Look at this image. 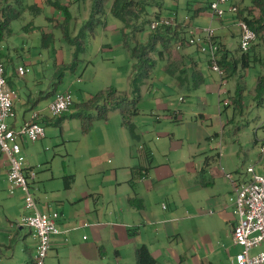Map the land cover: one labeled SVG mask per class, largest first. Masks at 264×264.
<instances>
[{
	"label": "rangeland",
	"instance_id": "obj_1",
	"mask_svg": "<svg viewBox=\"0 0 264 264\" xmlns=\"http://www.w3.org/2000/svg\"><path fill=\"white\" fill-rule=\"evenodd\" d=\"M60 1L66 5V13L63 9L48 4L49 0H25L27 4L21 18L12 20L9 30L2 32L0 53L6 59L8 70L15 71L12 84L19 95L14 105L17 118L23 114L22 110L26 105L19 101L21 98L25 101L31 95L32 105L36 103L37 109L44 110V114L49 116L46 107L52 98V95L48 94L52 88L56 91L68 90L72 94L73 104L60 120L59 116L42 122L45 137L35 142H30L24 136L18 139L21 155L26 164L38 175L40 188H45L48 194L58 196L61 202L64 201L67 206L69 204L71 206L72 201L83 191L87 192L86 190L102 191L105 197L109 196L110 189L106 184L110 179L108 176L110 165H113L110 151L115 149L116 157L122 160L119 163H125L132 152L131 146L129 148L127 145L135 140L122 125L121 114L117 109L110 111L106 120L94 118L89 129L84 130L81 119L75 115L79 110L78 104L110 86L127 92L133 60L124 47L123 39L126 38L130 43H146L149 33L148 30L133 32L130 28H123L122 22L109 11L108 6L104 14L92 16L96 0ZM161 1L163 17H175L178 22L184 21L188 28L208 26L210 23L207 9L210 0ZM10 2L13 3V0ZM111 2L112 0H108V5ZM235 3L244 12L253 8L250 0H235ZM27 5H36L40 12L26 8ZM200 11L201 14H198ZM253 11L255 12L254 8ZM154 13H157L155 6L151 8L148 18H152ZM228 15L230 14L222 17L226 27L219 33L228 49L235 51L238 49L239 18L234 14V18L230 20ZM64 19L66 23L61 25ZM91 22L94 24L93 27ZM210 26L212 28L220 26V22L214 19ZM47 33L53 34V40L44 46L42 37ZM123 33L126 34L123 36ZM183 36L186 37V31ZM156 46L161 49L160 44ZM176 46L173 43L167 51L169 59L176 61L175 67L181 64L176 56L177 51L183 52L186 47L190 49L191 46L195 47L187 46L186 42L179 48ZM252 46L261 57L264 56V47L257 44V39ZM195 56L198 71L204 81L194 86L191 80L188 82L189 86L181 89L172 87L175 80H171L163 69L166 59L157 60L153 91L151 88L148 91L147 86L142 87L138 104L139 113L136 114L138 118L133 116L135 124H138L141 130L151 129L150 125L157 122L154 120L155 115H147L150 114L151 107L154 114L161 115L158 121L161 123L167 121L163 116L165 112L173 115L174 110H179V116L184 118L188 117L191 109L192 116L204 113L211 132L218 133L221 139V149L216 146L207 152L210 154L216 150H223L224 153L222 162L221 158L220 161L216 158L211 165H229L230 167L225 166L228 170L238 168L241 172H245L249 165L258 169L259 165H264V158L259 152V146L264 140V101L260 105L256 104L254 86L257 76L264 73L263 65L257 62L258 65L245 70L238 66L231 77L222 79L218 72L212 70L205 53L195 52ZM19 65L29 68L23 76L17 75L16 69ZM71 65L74 67L71 68ZM238 83L242 92L240 103L236 104L234 96ZM159 100L167 103L172 112H164L162 107H157L156 103ZM91 112L95 115V111ZM12 119L8 118L7 123ZM171 125L174 128L173 123ZM172 156L175 154H171L170 158ZM132 158L134 160H129L132 165L142 164V157L132 155ZM174 160L177 161V156ZM70 175L73 182L71 187L66 189L64 177ZM86 199L89 205L93 203L90 196ZM3 204L5 206V203ZM104 204L106 205L107 201L101 196L96 205L100 212ZM84 205L85 202H82L81 207H85ZM0 218V264H25V255L29 250L27 249L25 253L19 239L26 234V242L29 249L31 248L33 237L28 234L29 228L23 226L22 230H18L15 226L11 227L7 221L4 222V213L1 209ZM10 218L15 220V217ZM17 243L20 244L16 245ZM104 244L108 248V242L105 241ZM262 247L264 243L255 249ZM108 251L109 264H114L110 246ZM123 252L128 255L127 249ZM58 260L61 264H68L62 256L57 259L55 249L52 248L48 250L44 264H58ZM106 260L107 258L101 264H107ZM74 261L75 258L72 259V262Z\"/></svg>",
	"mask_w": 264,
	"mask_h": 264
},
{
	"label": "crops",
	"instance_id": "obj_2",
	"mask_svg": "<svg viewBox=\"0 0 264 264\" xmlns=\"http://www.w3.org/2000/svg\"><path fill=\"white\" fill-rule=\"evenodd\" d=\"M208 14L210 25L218 18H211L209 9ZM228 18L231 20L234 17L230 14ZM218 21L220 26L211 28L214 29L215 38L223 42L219 32L226 27L225 21L223 19ZM183 52L178 51L177 58L186 62V65H193L196 71L190 72V66L182 67L189 71L188 82L196 73L200 83H203L195 56V52L200 51L191 46V49L186 47ZM0 57L5 66L8 84L16 91L12 84L15 71L8 70L6 59L1 53ZM176 81L172 83L173 88L181 89L189 86L186 82L180 87ZM150 88L153 91V84ZM18 97L16 92L13 110ZM19 101H23L22 104L26 105L23 107L25 109L22 110L23 114L17 118L14 112L12 121L8 123L14 130H18L23 122L29 120L33 111L40 110L37 109L36 103L32 105L31 95L25 101L22 98ZM156 106L162 107L164 112H172L164 101L159 100ZM151 109L150 114L147 115H155L154 120L157 122L150 125V130L144 128L141 130L134 121L137 115L132 117L135 133L139 138L128 143L127 146L129 148L131 146L132 152L127 162L119 163L122 160L116 157L115 149L110 151L113 165H110L108 175L110 179L106 184L110 189L109 196L105 197L102 191L86 190L87 192L83 191L76 200L72 201L73 205L67 206L64 201L61 202V198L48 194L45 188H40L38 183L40 179L36 174L37 177L30 189L38 210L57 211L60 214L57 226L61 232L51 238L49 248L55 249L57 259L62 256L68 264L93 263L87 262L88 260L96 261L93 264H101L107 258L105 263L109 264L110 246L114 264H135V249L144 244L156 259V264H228L229 257L239 250V247L234 245L231 235L236 219L232 181L247 179L249 175L246 170L241 172L238 168L228 170L229 165H225L227 167L211 165L216 158L219 161L221 158L222 162L224 153L223 150H216L208 154L207 151L218 147V140L221 139L218 133L211 132L204 113L192 116L191 109L188 117L184 118L179 116V110H174L173 115L165 112L163 116L167 121L161 123L158 122L161 115L154 114L153 107ZM46 117H40L39 121L47 122ZM172 123L174 128L171 127ZM134 151L138 153L135 154ZM148 153L150 158L147 157ZM171 154L175 156L170 158ZM132 155L142 157V164L132 165L129 161L133 159ZM176 156L177 161L174 160ZM206 156H211L207 165ZM263 168L264 165H259L255 170L261 171ZM7 172L8 162L0 151V209L4 213V222L7 221L11 227L15 226L18 230H22L24 227L19 222L25 213V203L22 198L24 194L19 189L10 191ZM224 173H230L232 181L227 179ZM88 196L93 201L90 205L86 199ZM101 196L105 198L107 204L103 205V210L100 212L96 205ZM128 198L140 202L141 206L131 204ZM82 202H85V207H81ZM10 217H15V220ZM28 234L33 237L30 249L26 242V234L19 239L25 253L27 249L29 250L25 255V264H28L31 258L34 260L36 245V239L30 229ZM12 239L13 237L10 242ZM105 241L108 242V248L105 247ZM18 244L20 243L16 245ZM125 249L128 250V255L123 254ZM261 250H264V247L254 249L253 253ZM73 258H75L74 262H72ZM57 263L61 264L59 260Z\"/></svg>",
	"mask_w": 264,
	"mask_h": 264
},
{
	"label": "built area",
	"instance_id": "obj_3",
	"mask_svg": "<svg viewBox=\"0 0 264 264\" xmlns=\"http://www.w3.org/2000/svg\"><path fill=\"white\" fill-rule=\"evenodd\" d=\"M208 7L211 18L218 19H222L226 14L234 15L238 10L235 0H210ZM175 22L176 19L171 16L154 19L150 23V29L159 25H173ZM237 26L239 48L246 52L256 40V34L244 20H238ZM185 31L187 45H193L205 53L212 70L222 76L223 72L217 62L220 47L215 39L214 29L208 25L202 28L186 27ZM16 71L18 76H23L29 68L19 65ZM15 97L16 91L8 84L5 66L0 57V151L8 162L7 181L10 191L19 189L24 194L25 213L21 216L19 224L33 231L36 239L34 261L35 264H44L51 238L61 232L57 226L60 214L57 211L38 210L30 189L36 172L26 164L21 155L18 139L24 136L30 142H35L45 137V129L39 119L46 114L44 110L33 111L29 120L23 122L18 130L12 129L7 119L14 117ZM72 104V94L68 90L57 91L49 101L46 111L49 117H59L65 114ZM220 145L221 141L218 140L219 149ZM259 152L264 158V141L259 146ZM246 173L249 175L247 179L236 182L232 181L230 173H224L225 177L232 181L235 193L233 204L236 219L231 235L234 245L239 247V250L229 257L228 264H264V250L252 252L264 241V168L256 171L253 166H248Z\"/></svg>",
	"mask_w": 264,
	"mask_h": 264
},
{
	"label": "trees",
	"instance_id": "obj_4",
	"mask_svg": "<svg viewBox=\"0 0 264 264\" xmlns=\"http://www.w3.org/2000/svg\"><path fill=\"white\" fill-rule=\"evenodd\" d=\"M250 2L255 12L253 11V8L247 12L238 8L235 15L239 18L238 20H244L249 25L256 34L257 44L264 47V0H250ZM26 4L25 0H13V3H11L10 0H0V37L4 30H9L8 27L12 20L21 18L22 13L25 11L24 6ZM48 4L55 6V8L63 9L66 13V5L62 4L60 0H49ZM107 6L109 11L122 22L123 28H130L133 32L148 30L149 34L147 35L146 43H130L126 38L123 39L124 47L130 58L133 60V69L129 78V90L127 92H121L114 86L99 90L78 104L79 110L75 115L81 119L82 128L88 130L94 118L106 120L109 112L117 109L121 114L122 125L128 130L132 138L138 140L139 137L135 133V125L132 121V117L139 113L138 104L142 95V87L147 86V89L149 90L150 86L153 84V78L156 76L154 70L157 60L166 59L163 69L171 80H177L176 82L180 87L188 82V72L195 71L193 65H186L187 63L180 59L179 61L181 64L175 67L176 64L174 65V62L176 61L170 60V55L167 52L170 45L173 43L177 45L176 48H179L183 42H186V38L183 36L184 31L186 30V23L184 21L178 22L176 20L173 25H159L155 29H150V23L152 20L163 17L161 15V0H112L109 5L108 0H96L92 16L94 14H104ZM153 6H155V8L157 7V13H154L152 18H148ZM27 7L36 10V12H40V9L37 8L36 5H27L26 8ZM137 20H140L139 23H136ZM65 23L66 19L63 20L61 25H64ZM93 25V22H91L92 27ZM125 34L126 33H123V36ZM42 39L43 45L47 46L48 43L53 40V34H43ZM216 41L220 47V56L217 62L223 72L222 79L231 77L237 71L238 66L245 70L254 65H258L259 63L264 67V56L261 57V54L255 50V47L252 46V44V47L250 46L246 52H243L240 50L239 45H237L238 49L231 51L225 47L223 42L218 41L217 39ZM157 44H160L161 49L157 48ZM251 51L253 53H250ZM237 53L239 54L237 55ZM185 65L187 67L190 66L189 71L182 68ZM73 67L74 65H71V68ZM196 78L197 74L195 73L192 75L194 86H197L200 83V80ZM55 92L57 91L52 88L48 94L53 96ZM241 92L242 89L238 83L234 96L236 104L240 103ZM128 94H130L131 97ZM254 100L257 105L262 104L264 101V73L259 74L256 78ZM91 111H95V115H92ZM63 116L64 114L59 117V120ZM46 118L48 120L52 117L47 116ZM147 157L150 158L149 153L147 154ZM210 159L211 156L205 157L206 165ZM64 178V186L66 189H69L73 182L72 175L65 176ZM128 201L131 204L135 203L138 207L141 206L140 202L134 201L133 198H128ZM99 251L101 253V248ZM28 264H35V261L31 258L28 260ZM135 264H156V259L150 254L148 248L144 244L137 246L135 249Z\"/></svg>",
	"mask_w": 264,
	"mask_h": 264
}]
</instances>
